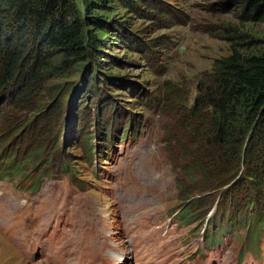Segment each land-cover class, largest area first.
<instances>
[{"label": "rangeland", "instance_id": "obj_1", "mask_svg": "<svg viewBox=\"0 0 264 264\" xmlns=\"http://www.w3.org/2000/svg\"><path fill=\"white\" fill-rule=\"evenodd\" d=\"M73 1L82 12L81 0ZM130 1L129 8L121 0L99 5L96 13L108 28L88 26L90 45L103 42L96 51L89 46L86 59L56 54L29 84L21 79L0 88V264L82 263L69 250L74 237L68 241V235L54 261L25 256L26 247L45 244V228L68 211L76 226L86 219L104 238L112 234L120 246L109 239L106 247L97 244L111 257L112 250H131L122 224L136 242L161 235L157 264H264L260 135L248 131L254 161L238 151L214 195L197 194L190 203L196 192L184 201L175 187L185 144L213 146L211 107L204 105L206 119L198 117L194 99L218 82L230 55L264 52V11L254 7L264 0ZM188 135L196 143L188 144ZM250 167L258 176L251 178L253 191ZM116 187L115 200L108 190ZM34 195L40 223L18 218V208ZM187 203L196 204L191 224L181 213ZM103 219L120 229L105 231ZM256 243L263 246L258 263L247 254Z\"/></svg>", "mask_w": 264, "mask_h": 264}, {"label": "trees", "instance_id": "obj_2", "mask_svg": "<svg viewBox=\"0 0 264 264\" xmlns=\"http://www.w3.org/2000/svg\"><path fill=\"white\" fill-rule=\"evenodd\" d=\"M107 1L81 0V12L73 0H0V88L21 79L29 84L56 54L66 61L84 60L90 55L89 46L94 51L99 50L97 47L103 41L96 39L91 46L87 32L90 25L108 28L105 20L96 13L99 5ZM121 1L126 8L131 6L130 0ZM254 7L264 11V2H254ZM226 64L218 82L204 93L203 98H199L203 95L200 93L193 105L195 114L203 115L204 119L209 116L206 112L203 114L204 105L211 107L213 146L203 150L204 147L198 144L191 150L185 144L180 151L182 162L180 173L175 177V187L184 201L196 192L190 203L192 199L197 202L198 195H206L207 191L214 190L213 195L217 193L228 180L226 168L235 160L238 151L246 159L251 157L253 153L249 152L245 139L248 131L260 135L264 143V52L251 56L234 53L226 59ZM28 70L30 78L26 76ZM89 71L92 70H86L85 78L89 79ZM193 123V129L195 125L199 126V121ZM186 141L196 143L189 135ZM204 142L207 143V139ZM253 158L252 155L250 161L253 162ZM20 167L18 164L16 169ZM250 168L253 174L249 173V178H258L254 168ZM249 188L256 190L253 181ZM190 203L181 212L186 224H191L195 218L191 210L196 204ZM250 205L252 207L251 201ZM258 221L256 218L254 224Z\"/></svg>", "mask_w": 264, "mask_h": 264}, {"label": "bare ground", "instance_id": "obj_3", "mask_svg": "<svg viewBox=\"0 0 264 264\" xmlns=\"http://www.w3.org/2000/svg\"><path fill=\"white\" fill-rule=\"evenodd\" d=\"M109 193L115 200L118 198L115 192L111 191ZM64 217H65V214L54 217L53 221L48 225V227L52 225L57 226L59 221L63 219ZM66 220L69 223V229H70V233L67 236L68 241L71 239V236L74 237L73 244L69 248L71 253L76 254L81 258L80 260L82 261L81 264H84V263L85 264H101L98 260V255L101 253L99 251L101 249L102 251L105 249L106 247L105 243L107 239L115 243L114 237L110 236L112 234H110L109 236H106V232H105V238H104L100 229L94 223L89 222L86 219L85 221L80 222V224H77L78 227L76 226L77 219H75L73 216H69L68 218H66ZM101 224L104 226V229L107 232H109V230H112V229H115V230L120 229L118 228L117 225H114L113 223H111V221H107V224H106L104 219L101 221ZM121 227L124 229L125 235L124 233L123 235L125 237V240L128 241L129 247L131 248V250L127 251L126 249H124L122 245L125 243L121 242V247L123 248V251L121 252L119 250H112V254L117 253V255L113 256L110 259V261L120 260L119 258L120 255L118 254V252H120L122 255L124 254L125 257L133 252L136 255H138L141 252L142 248H144L148 244L149 242L148 240L152 235V234H147L145 238H142L136 242V240L132 238V235L134 234V232L133 231L131 232L130 227L126 228L122 224H121ZM102 242L105 244V247L104 246L98 247L97 244H100ZM118 246L120 245H117L115 243L114 247H118ZM146 254L154 258V252L152 250H148ZM124 260L125 258L122 260V262Z\"/></svg>", "mask_w": 264, "mask_h": 264}]
</instances>
